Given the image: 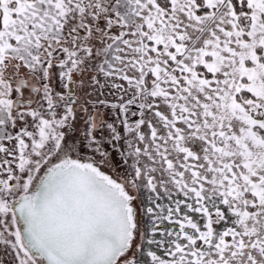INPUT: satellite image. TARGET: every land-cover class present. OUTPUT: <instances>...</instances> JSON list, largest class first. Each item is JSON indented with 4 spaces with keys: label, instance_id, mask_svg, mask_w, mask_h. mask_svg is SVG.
Here are the masks:
<instances>
[{
    "label": "snow or ice",
    "instance_id": "1",
    "mask_svg": "<svg viewBox=\"0 0 264 264\" xmlns=\"http://www.w3.org/2000/svg\"><path fill=\"white\" fill-rule=\"evenodd\" d=\"M0 264H264V0H0Z\"/></svg>",
    "mask_w": 264,
    "mask_h": 264
}]
</instances>
